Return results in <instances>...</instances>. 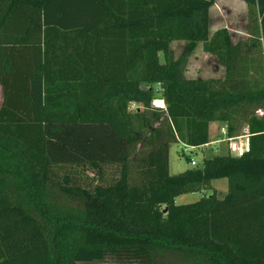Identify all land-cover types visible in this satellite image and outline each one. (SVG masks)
<instances>
[{"label": "trees", "instance_id": "16d2710c", "mask_svg": "<svg viewBox=\"0 0 264 264\" xmlns=\"http://www.w3.org/2000/svg\"><path fill=\"white\" fill-rule=\"evenodd\" d=\"M216 1L0 0V264H264V0L238 41L211 31ZM201 43L224 77L185 76ZM212 122L248 149L172 175L171 144Z\"/></svg>", "mask_w": 264, "mask_h": 264}, {"label": "rangeland", "instance_id": "374dc122", "mask_svg": "<svg viewBox=\"0 0 264 264\" xmlns=\"http://www.w3.org/2000/svg\"><path fill=\"white\" fill-rule=\"evenodd\" d=\"M211 31L214 32L219 28H227L233 37V41L240 39H246L248 36V16L247 5L243 0H217L215 5L211 8ZM186 42H174L172 43V52L174 59H178L184 49ZM224 69L218 63V59L205 53L202 48V43L199 47L188 57L185 68V76L187 77H220L223 75ZM223 77V76H222ZM157 104L163 106L162 100H157ZM136 107V104L132 106ZM213 130L215 126L212 127ZM216 130L212 133V141H215L212 145L206 146L200 149H194L190 152H186V146L180 142L172 143L169 152V167L172 175L180 174L186 169L191 168L190 160L192 158L198 161L200 164L205 158H211L215 155H222L228 152L227 142L224 141V136L215 135ZM244 142H246L244 140ZM240 145L245 148L244 145ZM238 151L233 155H239ZM94 174V173H93ZM92 173L89 176L93 180L87 181L88 185H95L98 182L96 174ZM108 178L114 177L112 171L109 172ZM212 185L218 189L219 198H223L227 193V180L218 179L213 180ZM212 190H202L195 193H187L180 195L176 198L177 204L191 203L199 200L202 196L211 195ZM156 264H186L183 256L175 251H163L158 252L155 257ZM141 261L133 257H122V255H116L107 257L101 264H143Z\"/></svg>", "mask_w": 264, "mask_h": 264}, {"label": "built area", "instance_id": "2783aa9c", "mask_svg": "<svg viewBox=\"0 0 264 264\" xmlns=\"http://www.w3.org/2000/svg\"><path fill=\"white\" fill-rule=\"evenodd\" d=\"M157 100H159V99H156L154 101V104L156 106H159L160 107V105L157 104ZM257 114L259 116H263L264 115V110H259ZM221 134L224 136V141H226L228 143V148L230 150V153L233 154V153H236V152H238V151L241 150V152L239 153V155H240V154H242L244 151H246L248 149V142H246L245 144H242V145L245 146V148L240 145L241 144V141L240 140H242V139H246L247 140L248 135L246 134V130H245V133L242 134V135H238V136L237 135H235V136H228V134H227V128L224 125L221 128ZM206 146H209V144H206V145H204L202 147H199V148L191 147V146H186V152H190V151H192L194 149L204 148ZM190 164L192 166H197L198 161L196 159L192 158L190 160Z\"/></svg>", "mask_w": 264, "mask_h": 264}, {"label": "crops", "instance_id": "0c3cea01", "mask_svg": "<svg viewBox=\"0 0 264 264\" xmlns=\"http://www.w3.org/2000/svg\"><path fill=\"white\" fill-rule=\"evenodd\" d=\"M217 30V29H216ZM223 68V67H222ZM224 69V68H223ZM224 75H225V72L223 71V77H224ZM222 76H220V77H215V76H213V77H209V78H221ZM0 99H1V89H0ZM258 115V114H257ZM259 116V115H258ZM259 117H261V116H259ZM213 126H215V129L213 130ZM224 126V124L223 123H221V122H212V123H210V126H209V135H210V142H209V146L210 145H212L215 141H219V140H215V141H212V133H214V131L216 130V134L215 135H217L218 137L219 136H222V134H221V128ZM244 140L246 141V142H248V137H247V140L246 139H242V140H240L241 141V143H243V144H245L246 142H244ZM228 145V144H227ZM227 150H228V152L227 153H230V150H229V148H228V146H227ZM226 153V154H227ZM222 155H224V154H222ZM223 179H226V178H223ZM227 180V179H226ZM213 188L214 189H216L217 190V192H218V189L216 188V187H214L213 186ZM227 191H228V182H227ZM227 194V193H226ZM225 197V196H224ZM223 197V198H224Z\"/></svg>", "mask_w": 264, "mask_h": 264}]
</instances>
